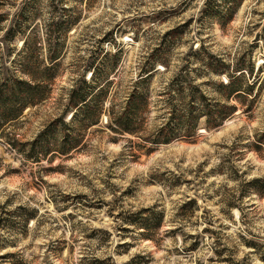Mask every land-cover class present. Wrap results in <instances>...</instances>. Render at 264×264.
I'll return each instance as SVG.
<instances>
[{
    "label": "rangeland",
    "instance_id": "374dc122",
    "mask_svg": "<svg viewBox=\"0 0 264 264\" xmlns=\"http://www.w3.org/2000/svg\"><path fill=\"white\" fill-rule=\"evenodd\" d=\"M207 1L0 0V65L28 37L40 62L50 48L61 57L49 98L7 132L26 151L50 126L41 144L79 137L69 155L40 161L0 139V264H264V189L253 183L264 182V74L251 91L240 82L243 106L222 126L206 130L202 116L196 138L154 141L175 90L187 96L194 83L213 105L227 103L212 61L254 67L251 80L264 66V0H244L230 21L229 0L211 12ZM160 50L136 136L114 133L108 114L85 130L54 123L96 63L114 85L105 107L114 121Z\"/></svg>",
    "mask_w": 264,
    "mask_h": 264
},
{
    "label": "trees",
    "instance_id": "16d2710c",
    "mask_svg": "<svg viewBox=\"0 0 264 264\" xmlns=\"http://www.w3.org/2000/svg\"><path fill=\"white\" fill-rule=\"evenodd\" d=\"M224 3L227 0H221ZM244 0H229L228 14L224 18L230 21L237 9L241 6ZM214 0L207 1V12L213 10ZM14 31H9L7 36H14ZM6 36V37H7ZM6 41V39H4ZM29 37L25 39V50L13 52L9 50L4 57V63L0 66V139L7 144L11 149L20 152L25 157L35 160H42L44 157L66 156L69 155L73 149L79 147V137H65V143L62 147L57 144H41V139L48 133H55L53 126H50L46 131L42 132L38 138L31 144V150L26 151L27 143H22L19 135L14 132H7L23 118L25 112L32 109L49 98L52 92V86L56 76L57 62L61 60L60 51L55 48H50L47 57L48 64H44L36 57V49L30 47ZM6 44V43H5ZM8 44V43H7ZM3 44L0 43V49ZM163 51V50H162ZM155 51L151 56L149 69H143L140 80L133 86L129 98L126 101L125 109L118 118H112V110L105 109L106 102L109 100V93L114 87L110 80L102 83L104 74L101 75L99 65L91 64L87 70L92 71L90 79L83 76L80 84L74 85L70 90L69 103L63 115L54 123H59L64 129L74 128L73 124L78 122V126L85 130L101 123L104 114L109 115L111 130L114 133L127 134L136 136L142 128L143 117L148 108V97L146 95V82L155 74L156 68H152L155 61L161 53ZM16 55V56H15ZM6 57L11 62L6 64ZM14 57V58H13ZM1 61V59H0ZM154 62V63H152ZM219 63V62H218ZM218 63L212 61L210 69L213 73L219 76L225 75L226 80L219 83V89L223 93V99L226 104L213 105L210 99L207 98L200 86L192 83L189 84V94L186 96L184 90H175L174 95L169 96L170 114L167 123L158 131V135L154 140L155 143L169 144L175 136L190 139L196 138L199 132L198 119L204 116L206 118L205 129L212 130L222 126L225 121L235 116L242 107V98L246 93L241 89L243 79H249V89L253 90L255 81H260L264 74V66L260 67L257 72V78L251 80L253 69H247L244 65L237 64L234 68L217 69ZM12 64V65H11ZM219 65L226 66L223 63ZM95 66V67H94ZM152 68V69H151ZM148 75V76H147ZM146 81V82H145ZM234 101V103H232ZM70 114V121L67 120V115ZM174 126V127H173ZM180 128V132L179 128ZM76 135V134H75ZM40 149V151H37ZM29 152V153H27ZM255 189L260 193L264 189V182L259 180L254 181ZM250 248L259 249L255 243H247ZM264 261V254L261 257Z\"/></svg>",
    "mask_w": 264,
    "mask_h": 264
}]
</instances>
